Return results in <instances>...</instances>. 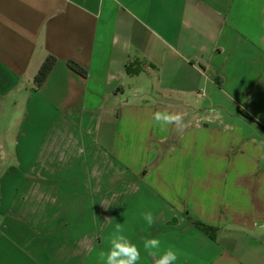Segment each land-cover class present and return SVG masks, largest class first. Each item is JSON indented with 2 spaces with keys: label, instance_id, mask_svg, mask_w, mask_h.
Listing matches in <instances>:
<instances>
[{
  "label": "crops",
  "instance_id": "1",
  "mask_svg": "<svg viewBox=\"0 0 264 264\" xmlns=\"http://www.w3.org/2000/svg\"><path fill=\"white\" fill-rule=\"evenodd\" d=\"M142 199L134 243L264 264V0H0V264H100Z\"/></svg>",
  "mask_w": 264,
  "mask_h": 264
},
{
  "label": "clouds",
  "instance_id": "2",
  "mask_svg": "<svg viewBox=\"0 0 264 264\" xmlns=\"http://www.w3.org/2000/svg\"><path fill=\"white\" fill-rule=\"evenodd\" d=\"M153 120L161 127L175 124L177 129H180L183 126V116L180 113L158 111L153 114ZM142 219L149 227L155 223V218L151 212L143 213ZM126 231V222L114 225L113 230L106 238L109 245L108 250L98 252L100 264H138L141 260V248L125 235ZM260 232L264 233V225L261 226ZM161 243V238L154 236L144 239L142 247L144 252L154 259V264H175L178 260V252L172 247L162 251Z\"/></svg>",
  "mask_w": 264,
  "mask_h": 264
},
{
  "label": "trees",
  "instance_id": "3",
  "mask_svg": "<svg viewBox=\"0 0 264 264\" xmlns=\"http://www.w3.org/2000/svg\"><path fill=\"white\" fill-rule=\"evenodd\" d=\"M57 62L56 57L54 56H48L43 63L41 64L38 72L36 73L34 77V86L35 89H40L41 86L44 84L46 81L47 77L51 73L52 69L54 68L55 64ZM69 66L75 70L76 72L81 73L83 76H86V71L82 68H80L78 65L74 63H70ZM191 225L197 227L201 231H203L205 234L209 235L211 238H213V233L215 231L214 228L207 226L200 221H191Z\"/></svg>",
  "mask_w": 264,
  "mask_h": 264
},
{
  "label": "rangeland",
  "instance_id": "4",
  "mask_svg": "<svg viewBox=\"0 0 264 264\" xmlns=\"http://www.w3.org/2000/svg\"><path fill=\"white\" fill-rule=\"evenodd\" d=\"M202 102V105L203 107H207L209 108V106L211 107V102L209 99H204L202 98L201 99ZM214 108V107H213ZM147 203H149V207L150 209L148 210L146 207H145V199H142L140 200V203L139 205L137 206V209H136V216H135V220H133L131 222V225L130 223H126L127 224V231L125 232V235H127L129 237V239L131 240H135L137 237V228L138 226L140 225H146L147 223L142 219V214L143 213H146V212H151L152 214L155 212L156 209H154L151 205L153 204L152 201H148ZM156 208V207H155ZM134 212V211H133ZM190 216L193 218V215L190 214ZM126 222V221H125ZM123 222V223H125ZM140 228V227H139ZM138 246H142L141 245V242L137 243Z\"/></svg>",
  "mask_w": 264,
  "mask_h": 264
}]
</instances>
